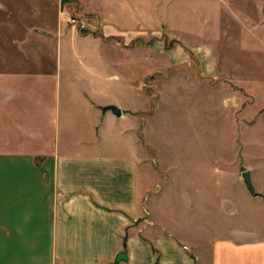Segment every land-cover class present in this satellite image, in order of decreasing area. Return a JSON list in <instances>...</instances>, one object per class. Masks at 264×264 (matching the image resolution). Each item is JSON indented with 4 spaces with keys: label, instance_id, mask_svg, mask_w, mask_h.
Wrapping results in <instances>:
<instances>
[{
    "label": "crops",
    "instance_id": "obj_1",
    "mask_svg": "<svg viewBox=\"0 0 264 264\" xmlns=\"http://www.w3.org/2000/svg\"><path fill=\"white\" fill-rule=\"evenodd\" d=\"M32 1L48 33L25 30L34 33L26 46L34 58L0 72V264H203L201 255L196 259L184 249L172 226L140 220L148 191L147 178L140 180L137 137L143 109L137 88L116 74L107 77L106 55L98 53L108 43L129 52L140 35L170 29L175 43L151 46L165 52L162 61L166 56L196 67L197 60L184 56L182 18H207L193 15L191 2L201 0H83L92 31L63 25L61 8L71 13L78 0ZM75 39L85 52L77 58ZM51 43L63 67L54 92L46 91L40 58ZM138 51L131 54L138 57ZM108 105L120 116L102 110ZM211 251L208 264H264V234L234 229Z\"/></svg>",
    "mask_w": 264,
    "mask_h": 264
},
{
    "label": "rangeland",
    "instance_id": "obj_2",
    "mask_svg": "<svg viewBox=\"0 0 264 264\" xmlns=\"http://www.w3.org/2000/svg\"><path fill=\"white\" fill-rule=\"evenodd\" d=\"M78 1L70 14L84 28L63 25L92 31L89 16L80 8L83 0ZM32 2L0 0V72L14 61L34 58L26 48L34 33L25 35V30L48 33L38 23ZM191 3L196 8L193 15L208 16L182 18V49L185 58L197 60L196 67L166 56L162 61L165 52L151 46L161 41L167 49L175 43L169 35L176 32L170 29L140 35L139 43L128 44L129 52L108 43L107 50L98 53L106 55L107 77L116 74L128 80L125 85L137 88L143 109L137 137L140 180L147 178L148 191L140 220L149 217L172 226L173 233L182 235L184 249L208 264L213 242L232 230L250 228L264 234V0ZM25 11L32 13L23 15ZM45 19L53 23L49 9ZM73 49L75 58L85 54L76 39ZM136 49L138 57L132 55ZM40 56L45 61L46 91L54 92L55 78L63 73L54 43ZM113 83L108 80L109 90ZM244 170L250 171L259 196L252 197L245 188Z\"/></svg>",
    "mask_w": 264,
    "mask_h": 264
},
{
    "label": "water",
    "instance_id": "obj_3",
    "mask_svg": "<svg viewBox=\"0 0 264 264\" xmlns=\"http://www.w3.org/2000/svg\"><path fill=\"white\" fill-rule=\"evenodd\" d=\"M103 111L110 110L115 116H120V110L114 106V105H108L102 108ZM241 177L243 180V183L245 185V188L249 192V194L252 197H257L259 194L254 190L251 178H250V172L248 170H245L241 173Z\"/></svg>",
    "mask_w": 264,
    "mask_h": 264
},
{
    "label": "built area",
    "instance_id": "obj_4",
    "mask_svg": "<svg viewBox=\"0 0 264 264\" xmlns=\"http://www.w3.org/2000/svg\"><path fill=\"white\" fill-rule=\"evenodd\" d=\"M60 16H61L62 20L64 22H66L67 24L72 25V26H77L78 25V27L80 29L84 28V23L81 22V21H78L76 18H74L69 12H67L66 9L61 8Z\"/></svg>",
    "mask_w": 264,
    "mask_h": 264
}]
</instances>
